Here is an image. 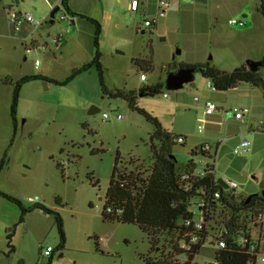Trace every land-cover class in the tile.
<instances>
[{
    "label": "rangeland",
    "instance_id": "obj_1",
    "mask_svg": "<svg viewBox=\"0 0 264 264\" xmlns=\"http://www.w3.org/2000/svg\"><path fill=\"white\" fill-rule=\"evenodd\" d=\"M126 1L68 0L72 15L62 0H0V165L6 161L0 190L27 207L41 203L59 212L66 235L65 247L60 248L54 215L34 208L21 222L19 206L0 195V264H48L50 256L41 253L49 246L53 248L51 264H156L173 251L172 240L164 233L152 246L138 224L102 215L117 153L146 165L152 160L150 136L155 124L128 100L112 96L118 89L136 91L138 108L157 118L166 131L186 138L173 149L179 164L205 159L192 150L208 143L215 157V178L238 184L227 193L241 200L264 190V132L258 124L264 119L262 89L241 83L225 91L212 90L207 87L210 80L200 72L181 89L166 87L173 66L209 62L232 71L248 60H262L260 0H172L164 17L157 16L158 0H143L137 16L126 12ZM56 6L60 9L55 21L47 24ZM8 7L44 20L43 40L64 33L67 43L41 54V66L35 68L30 59L24 60V46L16 39L23 30L14 31ZM81 14L102 26L99 47L106 90L94 67L66 85L48 82L45 88L42 81L27 82L20 91L14 124L11 104L19 78L33 73L65 80L94 57L95 26ZM61 15L67 19L61 20ZM232 18L247 23L233 25ZM146 19L154 20L155 26L146 25ZM147 60L154 61L153 70H146ZM260 73L264 77V66ZM156 84L163 85L160 93L139 94L141 88ZM202 100L213 101L219 110L204 116ZM92 105L100 112L90 114ZM234 107H248L250 113L236 120L231 114ZM103 112L120 114L122 119L105 120ZM200 118L207 120L202 132ZM243 136L251 142V150L236 154L234 148ZM64 161V168L58 166ZM29 197L39 201L30 202ZM7 233L15 246L9 254ZM253 234L264 236V229L256 226ZM215 250L207 242L196 261H212Z\"/></svg>",
    "mask_w": 264,
    "mask_h": 264
},
{
    "label": "trees",
    "instance_id": "obj_2",
    "mask_svg": "<svg viewBox=\"0 0 264 264\" xmlns=\"http://www.w3.org/2000/svg\"><path fill=\"white\" fill-rule=\"evenodd\" d=\"M62 4L67 12L72 15L75 14L69 7L68 0H62ZM258 10L264 17V0H260ZM81 16L95 26L94 44L96 53L94 57L89 62L74 69L65 80L53 79L42 74H27L21 77L15 83L12 97L11 116L14 124L17 122L20 91L22 86L27 82L39 80L49 83L53 82L57 85H66L80 73L94 67L98 71L104 90H106L104 65L102 62L103 54L99 47V34L102 29L101 23L95 18L82 14ZM47 24H51V20ZM152 25L155 26L154 23ZM185 65L190 64L184 63L179 67L173 66L168 72L177 70ZM196 65L200 66L199 72L214 84L216 90L225 91L236 88L241 83H249L254 87L261 88L264 94V77L260 73V68L252 70L247 64H243L232 71H226L211 65L209 62ZM153 69L154 61L147 60L146 70ZM162 86V84H156L154 86L143 87L139 90V94L143 96L155 95L161 92ZM114 95L123 97L130 102L132 108H137L139 111L145 113L147 118L155 124V130L150 136L152 160L149 162V165L138 159H126L119 152L117 153L102 211L104 218L118 220L122 223L138 224L143 232L147 234L152 246L157 243L159 234L164 233L172 240V247L174 249L173 251H169L167 255H163L161 260L156 264H181L178 262L174 252L176 245L181 241L180 233L183 228L180 226V222L190 216L192 199L195 196L202 195V192L206 189L219 188L222 192V200L215 216L219 215L215 223L216 225L211 226L214 228V231L211 234L210 242L214 244L216 240L223 238L226 246L216 251V259L219 261V264H248L250 260L248 252L250 244L255 243L257 237H264L253 234V229L256 226H261L264 229V224L258 220L260 214L264 213V195L260 193L252 196L249 200H247V197L238 200L234 193H227V188L216 184L215 163L208 166L209 171L204 179H182V174L185 171H192L195 163L189 160L185 165L179 164L173 152L174 146L178 144L176 139L179 135L177 136L166 131L162 128L157 118L152 117L148 112L137 107L136 91L118 89L115 94H112V96ZM261 131L264 132V127L261 128ZM202 146L203 144L193 149L192 154H197ZM5 162L3 160L0 165V172L4 168ZM58 166H62L60 162ZM130 167L132 168L130 169ZM94 184L98 185L99 181H95ZM0 195L19 206L21 210V222H24L26 214L34 208L54 215L61 237L59 247H65L66 235L64 223L59 212L41 203L27 207L20 199L1 190ZM108 208H112L113 212H108ZM219 217H221L220 220ZM7 238L9 254L15 252V246L12 243L11 233H8ZM241 238L246 240L245 247L241 245ZM52 256H50L48 264H51ZM146 260L150 263L148 257Z\"/></svg>",
    "mask_w": 264,
    "mask_h": 264
},
{
    "label": "built area",
    "instance_id": "obj_3",
    "mask_svg": "<svg viewBox=\"0 0 264 264\" xmlns=\"http://www.w3.org/2000/svg\"><path fill=\"white\" fill-rule=\"evenodd\" d=\"M172 0H158V12L157 16L164 17L166 11L171 6ZM189 2H195L196 0H187ZM142 3V0H129L128 8L131 12H137ZM8 20L11 23L15 32L19 31L25 24L31 25L34 28L40 29L44 26L45 21L37 19L33 13L30 11L17 10L14 7L7 8ZM61 20H66V15H61ZM146 25L151 26L154 23V20L146 19ZM230 24L233 25H246L247 21L238 20L232 18L229 20ZM66 35L64 33L48 35V39L38 40L33 36V33L29 35L30 40L24 43V51L26 58H29L35 68L41 66V54L50 50L52 52L57 51L62 44L65 42ZM142 79H146L145 74L141 75ZM207 87L212 90H216L214 84L209 81ZM167 97V93L163 94ZM198 100V98L196 97ZM219 108L216 103L211 100H206L204 105V114L209 115L216 111ZM250 113L248 107H234L231 109V114L236 120L244 119ZM113 116L114 119H122V115L113 114L109 112H103V118L105 120L110 119ZM200 132L203 131L204 125L207 122L205 118H200ZM261 128L264 127V119L258 122ZM178 143H184L186 138L182 135H179L176 139ZM225 139L219 141V145L224 142ZM211 146L208 143L203 144L197 154H201L205 159L200 161H194L195 166L192 171H185L182 174V179L184 180H195V179H204L207 176L209 171V165L215 163V157L211 153ZM251 150V142L246 139L245 136L242 137L241 142L234 148L236 154H245ZM61 164L67 165V161L61 162ZM216 184L221 185L217 179H215ZM227 189H235L238 187V184L234 181H227ZM222 186V185H221ZM223 187V186H222ZM30 202H38V197H29ZM222 192L219 188H209L202 192V195L195 196L192 199V205L190 208V216L180 222V226L183 228L180 237L181 241L176 245L175 254L177 260L181 264H200L196 261L197 256L200 254L199 251L202 250V247L211 239V234L214 231V228L211 226L213 224V219L217 214V209L221 205ZM108 212H113L112 208H108ZM259 222L264 224V213L260 214ZM211 243V242H210ZM246 240L241 238V245L245 247ZM212 245V244H211ZM215 247V252L219 249H222L226 246V242L223 238H219L213 244ZM180 251V253H179ZM248 252L250 254V260L248 264H264V237H257L255 243H251ZM53 253L52 247H47L42 251L41 254L45 256H51ZM203 264H219V261L216 259V253L214 259L210 262Z\"/></svg>",
    "mask_w": 264,
    "mask_h": 264
},
{
    "label": "water",
    "instance_id": "obj_4",
    "mask_svg": "<svg viewBox=\"0 0 264 264\" xmlns=\"http://www.w3.org/2000/svg\"><path fill=\"white\" fill-rule=\"evenodd\" d=\"M59 10V7L54 8L51 13H50V20H51V24L54 23L55 21V16L57 11ZM121 52V51H118ZM247 65L249 68H251L252 70H258L260 67H262L264 65V60H248L247 61ZM200 70V66L199 65H195V66H190V65H185L183 67H180L177 70H171L166 77V87L170 90H177V89H181L185 86V84L194 81V77L195 74L197 72H199ZM42 84L45 86V88H47V81H42ZM100 108L92 105L89 109V113L90 114H95L100 112ZM218 182L224 187V188H228V185L226 184V181L223 179H218ZM261 194L264 195V190L262 192H260ZM260 193H253L250 194L247 197V200L251 199L252 196L254 195H258ZM99 199H102V197H99Z\"/></svg>",
    "mask_w": 264,
    "mask_h": 264
},
{
    "label": "crops",
    "instance_id": "obj_5",
    "mask_svg": "<svg viewBox=\"0 0 264 264\" xmlns=\"http://www.w3.org/2000/svg\"><path fill=\"white\" fill-rule=\"evenodd\" d=\"M16 1H19V0H16ZM128 4H129V0H127L126 1V12H129V13H132L133 15H138L140 12H141V10H142V6H143V0H142V3H141V5H140V7H139V10L137 11V12H131L130 10H129V8H128ZM54 9V8H53ZM52 9V10H53ZM261 17V20H262V22L264 23V17L261 15L260 16ZM73 21V23L75 24V21L74 20H72ZM22 33H20L18 36H17V38L16 39H18L20 42H21V44L24 46V43L26 42V41H29L30 40V38H29V35L31 34V33H33V36L36 38V39H38V40H43L42 38H43V33L42 32H40V29H37V28H32L31 27V25H28V24H25L23 27H22ZM37 32L38 34H34V32ZM48 35V34H47ZM67 42H64L63 44H62V46L63 45H65ZM61 48V47H60ZM25 59H29V58H26V56L24 57V60ZM260 60V59H259ZM245 64H247V63H245ZM35 67V66H34ZM30 74H33V73H30ZM27 75V74H26ZM23 77V76H22ZM20 79V78H19ZM195 79V78H194ZM202 101H204L203 102V105L201 104V108L203 109V112H204V105H205V100H202ZM214 113H212V114H209V115H213ZM204 116H208V115H205L204 114ZM243 120V119H242ZM2 223H4V222H2ZM6 236L8 235V233L7 234H5Z\"/></svg>",
    "mask_w": 264,
    "mask_h": 264
},
{
    "label": "flooded vegetation",
    "instance_id": "obj_6",
    "mask_svg": "<svg viewBox=\"0 0 264 264\" xmlns=\"http://www.w3.org/2000/svg\"><path fill=\"white\" fill-rule=\"evenodd\" d=\"M196 64H200V63H196ZM196 64H191L190 66H194V65H196Z\"/></svg>",
    "mask_w": 264,
    "mask_h": 264
}]
</instances>
